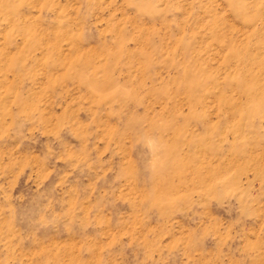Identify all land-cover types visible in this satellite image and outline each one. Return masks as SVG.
<instances>
[{
  "label": "rangeland",
  "instance_id": "1",
  "mask_svg": "<svg viewBox=\"0 0 264 264\" xmlns=\"http://www.w3.org/2000/svg\"><path fill=\"white\" fill-rule=\"evenodd\" d=\"M0 264H264V0H0Z\"/></svg>",
  "mask_w": 264,
  "mask_h": 264
}]
</instances>
